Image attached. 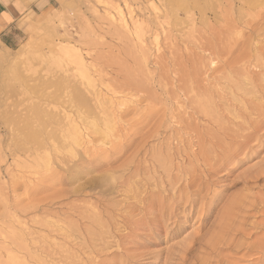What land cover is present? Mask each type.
<instances>
[{"label": "rangeland", "instance_id": "rangeland-1", "mask_svg": "<svg viewBox=\"0 0 264 264\" xmlns=\"http://www.w3.org/2000/svg\"><path fill=\"white\" fill-rule=\"evenodd\" d=\"M229 4L56 0L0 43V264H264V174L249 179L264 124L214 148L251 105L245 74L264 88V25H249L264 0ZM203 95L219 123L195 109Z\"/></svg>", "mask_w": 264, "mask_h": 264}, {"label": "bare ground", "instance_id": "bare-ground-1", "mask_svg": "<svg viewBox=\"0 0 264 264\" xmlns=\"http://www.w3.org/2000/svg\"><path fill=\"white\" fill-rule=\"evenodd\" d=\"M227 2H229L230 4L229 5H235V3L237 2L238 4H240L241 5V2H244L245 0H226ZM262 1V0H261ZM259 5V4H258ZM239 6V5H238ZM259 9H257V11L258 12H256V10H255V12H256V16L253 14V18L251 17V19H250V21L247 19V21H249V25L250 26H253V25H264V20H263V17H261L263 14H264V4L263 5H261V6H259L258 7ZM233 11H234V9H232ZM245 10V9H244ZM235 12V11H234ZM247 12V11H246ZM250 12V11H249ZM253 13V12H252ZM245 14V13H244ZM247 14L249 15V13L247 12ZM247 14H245L246 16H247ZM251 14V13H250ZM244 15V16H245ZM252 15V14H251ZM243 16V15H242ZM241 16V17H242ZM250 17V16H249ZM255 17V18H254ZM243 18H245V17H243ZM247 18V17H246ZM258 18H259V20H258ZM232 19V18H231ZM256 19H257V21H256ZM247 21H245V22H247ZM246 25V24H245ZM247 26H248V24H247ZM250 26H249V28H250ZM247 31L246 32H251V34H254L255 35V31H253V29H252V27H251V29L250 30H248V29H246ZM259 32H261V33H264V28L261 30V31H259ZM257 33V32H256ZM258 34V33H257ZM255 37H256V35H255ZM253 46V48H252V51H254V54H256L257 53V56L259 57V62L260 63H262L261 65H262V67H264V45H263V47H261V48H256V46L253 44L252 45ZM259 51H261V53L259 54ZM69 53H70V51H69ZM72 55V54H71ZM74 57H75V62H76V65H78V66H80V67H78V68H80L79 70H81V71H79L80 72V76H82V78H84L85 80H87V82H89V80H88V77L86 76V74L84 73V68H85V66H84V63L82 62V59H81V57L79 56V54L77 53H74ZM72 59V58H71ZM142 64V63H141ZM210 65H213V66H215L214 65V63L213 62H211V64ZM139 66V65H138ZM140 67V66H139ZM215 68V67H214ZM79 74V73H78ZM246 74H248V73H246ZM245 74V76H244V84H242L243 85V90H245L244 88H247V87H250L248 90H246V92H245V94L246 95H249V94H251V96H250V98H251V102L250 103H248V104H251V105H248L247 106V104L246 103H244L243 101H239L240 102V105L242 106V107H239L240 108V112H238V115H239V113H241L242 111L245 113V114H242L241 113V116H238L237 115V113L236 112H232V113H230V115H231V117H232V119H233V122H230L229 124H228V126L227 127H222V128H220L221 130H223V132H224V134H223V136H222V138H216V141H215V145H214V148L215 147H217V148H220L219 150L222 152V153H224V156H227L228 155V153H231V152H236V151H238L242 146H244V145H247L248 144V142L250 141V140H252L253 138H254V135H255V133L257 132V130H258V128L259 127H261L263 124H264V88L261 90V91H258L257 92V90H256V92L254 93L253 92V90L255 89V88H257V85H255L254 84V80L251 78V77H248L249 76V74L248 75H246ZM263 76H264V74H262ZM261 82L262 83H264V79H262L261 80ZM234 87H235V89L237 90V91H239V90H241L242 88H241V86L239 85L238 86V82L237 81H235L234 82ZM82 97V96H81ZM81 97L80 96H78L77 95V93H72V95H71V97L69 98V101L72 103V104H75V103H85V102H82V99H81ZM48 99V98H47ZM192 99V98H191ZM83 101H84V99H83ZM193 103H195V105H196V107H195V109L197 108V110H198V112L200 113V114H203L204 116H206V117H208V118H211V120H216V121H214L215 123H219L218 121H217V117L215 116L216 114H215V110H214V105H213V103H212V100H211V98H209L208 96H206V95H203V96H200V97H197L196 98V96H195V99L193 100H191ZM101 102V101H100ZM191 102V103H192ZM79 103V104H80ZM87 105V104H86ZM79 106V105H78ZM81 106H83L82 104H81ZM99 106H100V104H99ZM40 108V107H39ZM84 108V107H83ZM85 108H86V106H85ZM88 108V107H87ZM249 108H251V111H252V113H246V111L247 110H249ZM36 110H37V108H35ZM103 110H104V108H103ZM112 110V109H111ZM45 111V110H44ZM61 111V110H60ZM37 112V111H36ZM43 112V111H42ZM61 112H63V111H61ZM110 112V111H109ZM40 113V112H39ZM60 113V112H59ZM103 113V112H102ZM196 113H197V111H196ZM37 114V113H36ZM45 114V113H44ZM52 114V113H51ZM63 114V113H62ZM65 114V113H64ZM104 114V113H103ZM198 114V113H197ZM57 115V114H56ZM60 115V114H59ZM50 116V115H49ZM64 116H66V115H64ZM111 116V115H110ZM42 117H44V116H42ZM52 117V116H51ZM53 117H54V115H53ZM52 117V118H53ZM60 117H62V115L60 116ZM59 117V118H60ZM70 116H66V119L68 120V118H69ZM105 117V120H106V116H104ZM35 118H36V116H35ZM50 118V117H49ZM55 118V117H54ZM53 118V119H54ZM57 118V117H56ZM63 118V117H62ZM37 119V118H36ZM52 119V120H53ZM40 120L42 121V119L40 118ZM40 120L38 121V122H40ZM46 120H48L47 118H46ZM51 120V121H52ZM58 120V119H57ZM56 120V121H57ZM61 120V119H60ZM64 120V119H63ZM73 120V119H72ZM75 121V120H74ZM48 123L50 122V121H47ZM47 122H45V123H47ZM68 123H69V126H68V128H65V129H67L69 132H67V134L69 133L70 134V136H69V138L72 140V142L71 141H69V139H67L69 142H71V143H73L74 144V146H75V144L76 145H81V144H79L80 142L79 141H84V136H83V138H82V135H81V133L79 132V126H77V124L76 123H74L73 121H71V119L69 120V121H67ZM66 122V123H67ZM105 122H108L109 123V121H105ZM111 122V121H110ZM41 123H43V122H41ZM53 123H54V121H53ZM58 123V122H57ZM65 123V124H66ZM92 123V122H91ZM112 123V122H111ZM44 124V123H43ZM55 124V123H54ZM64 124V123H63ZM87 124H89V122L87 123ZM104 124H106V123H104ZM50 125V124H49ZM58 125V124H57ZM84 125V124H83ZM95 125V124H94ZM42 126V125H41ZM67 126V125H66ZM85 126H89V125H85ZM90 126H91V124H90ZM93 126V125H92ZM91 126V127H92ZM106 125H104V127H105ZM44 127V126H43ZM49 127V126H48ZM63 127V126H62ZM91 127H90V129H91ZM94 127V134H102L103 135V132H101L100 130H98V128H95V126H93ZM92 127V128H93ZM88 128V127H87ZM86 127H85V131H88L89 130V128H88V130H86L87 129ZM46 129V128H45ZM45 129L43 128L42 130V132H44L45 131ZM56 129H59L58 131L60 132V127L58 128H56ZM103 129V128H102ZM64 130V129H63ZM66 130V131H67ZM107 130V129H106ZM57 131V132H58ZM61 131H62V129H61ZM66 131H65V133H66ZM108 131V130H107ZM106 131V132H107ZM84 132V131H83ZM96 132V133H95ZM45 133V132H44ZM50 133V132H49ZM54 133V131L52 132V134ZM92 133V132H91ZM91 133H90V135H91ZM110 133V132H109ZM47 134V133H46ZM54 134H56V132L54 133ZM58 134V133H57ZM61 134V133H60ZM45 135V134H44ZM50 135V134H49ZM66 135V134H65ZM92 135H93V133H92ZM106 135V134H105ZM109 135V134H108ZM57 136V138H58V135H56ZM55 136V137H56ZM63 136V135H62ZM100 136V135H99ZM107 136V135H106ZM64 137V136H63ZM67 137V136H66ZM104 138H105V136H103ZM61 138V137H60ZM58 139L59 140V144H60V140L61 139ZM107 138V137H106ZM65 139V138H64ZM63 139V140H64ZM88 139V138H87ZM86 139V140H87ZM108 139V138H107ZM227 140L228 142L227 143H224L223 142V140ZM57 140V139H56ZM79 140V141H78ZM64 141H66V140H64ZM88 142H90V140L88 139L87 140ZM107 141V140H106ZM39 142H41V141H39ZM86 143L87 145L89 144V143ZM103 141H101V145H103L104 143H109V141L108 142H103ZM222 142H223V144H222ZM42 143V142H41ZM91 143V142H90ZM64 145H65V142L63 143ZM62 144V145H63ZM69 144V143H68ZM223 145L222 147H225V149H223V150H226V152H224V151H222V149H221V145ZM51 145H52V147H55V146H53V143H51ZM62 145H60V147L59 148H62ZM66 145H67V143H66ZM65 145V146H66ZM43 146V145H42ZM73 146V145H72ZM104 146V145H103ZM45 147V146H44ZM66 147H69V146H66ZM81 147V146H80ZM79 147V148H80ZM86 147V146H85ZM59 148H57L58 150H59ZM77 148V147H76ZM83 148V147H82ZM47 149H49V148H47ZM56 149V148H55ZM62 149H64V148H62ZM50 150H51V148H50ZM70 150H72L71 148H70ZM75 150H77V149H75ZM80 150V149H79ZM51 152V151H50ZM57 152V151H56ZM69 152V151H68ZM72 152V151H71ZM47 153V152H46ZM45 153V154H46ZM49 153V152H48ZM76 153V152H75ZM74 153V154H75ZM59 154V153H58ZM69 154V153H68ZM64 155V154H63ZM70 155H72L73 156V154L71 153ZM47 158H48V156L47 155H45ZM44 156V157H45ZM67 156V155H66ZM72 156H71V159H73L72 158ZM45 157V158H46ZM59 157H60V155H59ZM64 157V156H63ZM68 157H69V155L67 156V160H68ZM46 158V161H47V163H49L48 162V159ZM54 158H56V157H54ZM62 158V157H61ZM66 158V157H65ZM43 159V158H42ZM57 159V158H56ZM39 160H40V162H41V158H39ZM45 160V159H44ZM50 160V159H49ZM58 160V159H57ZM75 160V159H74ZM65 161V160H64ZM70 161V160H69ZM60 162V161H59ZM66 163H68V162H66ZM46 163H44V161H43V164H42V162L40 163V165L42 166V165H45ZM79 164V163H78ZM38 165H39V162H38ZM47 165V164H46ZM43 167V166H42ZM46 167V166H45ZM49 166H47V168H48ZM46 169V168H45ZM71 171V170H70ZM49 172V171H48ZM77 172V171H76ZM79 172V171H78ZM77 174V173H76ZM264 174V166L263 167H261V168H257V169H255V172L254 173H250V176H249V179H254V180H256L260 175H263ZM73 176V175H72ZM68 178H69V176H68ZM114 178V177H113ZM73 179V178H72ZM76 179V178H75ZM110 180H111V178H110ZM113 181V180H112ZM111 183V182H110ZM136 197H138V196H136ZM134 200H136L135 198H134ZM139 202H142L143 201V199L140 201V200H138ZM138 203V202H137ZM95 213V212H94ZM126 213V212H125ZM106 226V225H105ZM19 238V237H18ZM21 238V237H20ZM15 262H14V259L13 258H11V264H14Z\"/></svg>", "mask_w": 264, "mask_h": 264}, {"label": "crops", "instance_id": "crops-1", "mask_svg": "<svg viewBox=\"0 0 264 264\" xmlns=\"http://www.w3.org/2000/svg\"><path fill=\"white\" fill-rule=\"evenodd\" d=\"M56 0H0V43L15 42L22 30L19 26L30 13L38 15Z\"/></svg>", "mask_w": 264, "mask_h": 264}]
</instances>
